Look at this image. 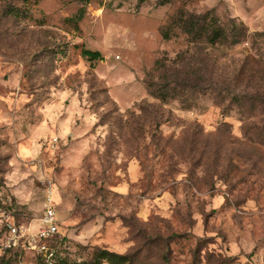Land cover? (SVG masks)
<instances>
[{"label":"rangeland","instance_id":"374dc122","mask_svg":"<svg viewBox=\"0 0 264 264\" xmlns=\"http://www.w3.org/2000/svg\"><path fill=\"white\" fill-rule=\"evenodd\" d=\"M79 6L0 0V230L35 225L50 197L54 264L97 247L131 264H264V0H90L76 22ZM178 7L247 37L163 40ZM163 82L169 97L149 94ZM11 253L0 264L40 263Z\"/></svg>","mask_w":264,"mask_h":264},{"label":"trees","instance_id":"16d2710c","mask_svg":"<svg viewBox=\"0 0 264 264\" xmlns=\"http://www.w3.org/2000/svg\"><path fill=\"white\" fill-rule=\"evenodd\" d=\"M80 3V6L76 10L73 18L74 21H79L83 18L85 13V6L90 0H74ZM146 0H136V6H140ZM173 0H155V4L158 6L171 3ZM10 10L16 12L18 8L15 6L10 7ZM158 32L163 40H171L178 36L181 32L187 37L190 42H203L209 45L225 44L236 45L245 41L247 37V29L239 22L230 20L225 24L219 23L218 18L208 10L203 13H196L194 11H187L183 7H178L168 18V20L159 25ZM81 54L87 57L89 60L102 59V56L98 50H91L87 48L81 49ZM182 57L179 61H183ZM172 62H178L177 58H174ZM161 64L166 66L164 59ZM170 85V84H168ZM167 82H163L162 85L154 86L152 83L148 84L149 94L152 96L165 100L169 97ZM3 228V227H2ZM2 230V229H1ZM0 230V231H1ZM13 251V253H11ZM3 253H11L16 258L26 251L22 249H4ZM39 264H48L40 256L37 255ZM57 255H54L51 264L56 261ZM136 259V255L131 253H118L106 248H95L92 252L91 258L88 260H82L79 262H72V264H131ZM63 261V260H62ZM8 264V263H5Z\"/></svg>","mask_w":264,"mask_h":264},{"label":"built area","instance_id":"2783aa9c","mask_svg":"<svg viewBox=\"0 0 264 264\" xmlns=\"http://www.w3.org/2000/svg\"><path fill=\"white\" fill-rule=\"evenodd\" d=\"M35 220V225L6 222L1 230L0 248L32 252L51 264L55 255L51 242L59 235V220L52 198H46L43 213Z\"/></svg>","mask_w":264,"mask_h":264}]
</instances>
